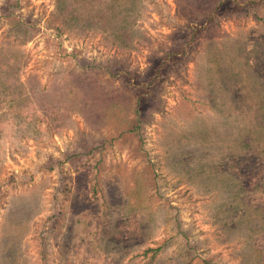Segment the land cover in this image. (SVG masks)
Here are the masks:
<instances>
[{"label":"rangeland","instance_id":"374dc122","mask_svg":"<svg viewBox=\"0 0 264 264\" xmlns=\"http://www.w3.org/2000/svg\"><path fill=\"white\" fill-rule=\"evenodd\" d=\"M10 1L34 30L20 43L0 19V264H264V0L198 1L204 23L143 0L125 50L63 25L54 0ZM159 64L156 106L142 97L129 131Z\"/></svg>","mask_w":264,"mask_h":264},{"label":"trees","instance_id":"16d2710c","mask_svg":"<svg viewBox=\"0 0 264 264\" xmlns=\"http://www.w3.org/2000/svg\"><path fill=\"white\" fill-rule=\"evenodd\" d=\"M142 1L143 0H54V14L58 17L60 22L68 28L74 29L81 34L94 32L100 33L103 39L110 43V45L114 47L119 46L125 50L126 48H131L136 42H139L144 38L142 30L140 31V29L135 28L138 10L140 9ZM178 1H183L189 7L188 10L190 12L187 14L190 18L189 22L195 23L202 21V23H204L216 19L213 9L200 8L198 1L201 0ZM218 5V3L215 4L214 8ZM13 7L14 4L10 0H6V5L3 7L2 12H0V19H6L7 22L10 23V32L12 33V36L19 40L20 43H24L31 38L34 28L17 18L12 11ZM183 27L191 26L185 25L181 28ZM187 29L191 30V35L194 34V29ZM71 56L74 58L75 68L77 67L83 71H102L103 74L110 77L116 76L118 78L132 73L128 67L129 64L127 59L124 57L111 56L102 61L94 62L93 60H88L86 58H77L75 54H71ZM165 62H168V60ZM162 67L161 64L154 67L152 66V79L142 83L144 85V90L141 91L136 98L134 116L129 122V131H136L137 134L141 133L140 130L142 129L141 124L143 120L140 116L141 110L139 103L142 97L151 101L148 105L146 104L147 112H151L155 108L156 95L153 89H151V83L155 82L154 78H162L160 77L163 74ZM132 82V79H130L128 83L125 82L124 87H138ZM68 84L69 86L67 88H72L71 90L73 93V97L67 98L69 103L75 105V107H80V104L84 106L85 101L81 98V88H84L81 86L83 85L80 83H72L71 81H69ZM117 94L119 95L118 89ZM117 102L119 104V101ZM118 104L116 103L115 105L117 106ZM89 150L90 149L86 148L84 152L80 150L64 153V159L73 162V159L81 157L82 155L85 156ZM58 164L61 165V162L58 161Z\"/></svg>","mask_w":264,"mask_h":264}]
</instances>
